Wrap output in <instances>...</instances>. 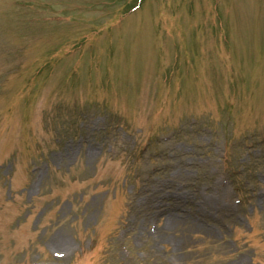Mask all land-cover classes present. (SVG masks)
<instances>
[{
	"label": "rangeland",
	"instance_id": "obj_1",
	"mask_svg": "<svg viewBox=\"0 0 264 264\" xmlns=\"http://www.w3.org/2000/svg\"><path fill=\"white\" fill-rule=\"evenodd\" d=\"M0 264H264V0H0Z\"/></svg>",
	"mask_w": 264,
	"mask_h": 264
}]
</instances>
